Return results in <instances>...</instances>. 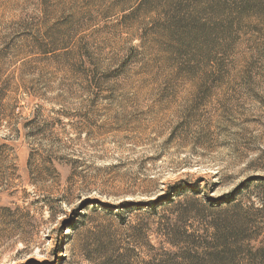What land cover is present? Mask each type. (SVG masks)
<instances>
[{
    "label": "rangeland",
    "instance_id": "obj_1",
    "mask_svg": "<svg viewBox=\"0 0 264 264\" xmlns=\"http://www.w3.org/2000/svg\"><path fill=\"white\" fill-rule=\"evenodd\" d=\"M257 4L209 54L146 0H0V264H264Z\"/></svg>",
    "mask_w": 264,
    "mask_h": 264
},
{
    "label": "trees",
    "instance_id": "obj_2",
    "mask_svg": "<svg viewBox=\"0 0 264 264\" xmlns=\"http://www.w3.org/2000/svg\"><path fill=\"white\" fill-rule=\"evenodd\" d=\"M146 1L162 13V25L178 49H204L209 54L220 53L225 45L218 39L230 40L242 20L258 7L257 0Z\"/></svg>",
    "mask_w": 264,
    "mask_h": 264
}]
</instances>
